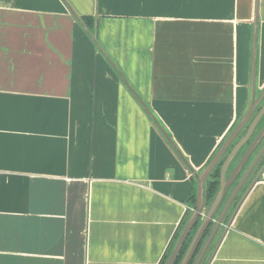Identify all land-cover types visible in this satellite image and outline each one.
Here are the masks:
<instances>
[{"label": "crops", "instance_id": "0c3cea01", "mask_svg": "<svg viewBox=\"0 0 264 264\" xmlns=\"http://www.w3.org/2000/svg\"><path fill=\"white\" fill-rule=\"evenodd\" d=\"M263 91L264 0H0V264H163ZM255 168L206 264H264Z\"/></svg>", "mask_w": 264, "mask_h": 264}, {"label": "water", "instance_id": "95a60500", "mask_svg": "<svg viewBox=\"0 0 264 264\" xmlns=\"http://www.w3.org/2000/svg\"><path fill=\"white\" fill-rule=\"evenodd\" d=\"M254 50H255V37H254ZM254 65H255V59L253 56V61H252L253 73H254ZM263 93H264V91H263ZM255 103H256V100H255ZM251 110H252V104H251L248 112L244 116V118L240 121V123L237 124V126L234 128V130L228 136L226 141L222 144L221 148L217 151V153L214 155V157L208 163V165L203 170V172L201 174L195 173L196 182H197L196 183L195 209H194L191 217L189 218V220L185 224L182 232L180 233V235H179V237H178V239H177V241H176V243H175V245H174V247H173V249H172V251H171V253H170L165 264H174L175 259L177 258V255L180 251L182 244L184 243V241H185L186 237L188 236L189 232L191 231V229L196 224V221H197L199 215L202 213V208H203V186L202 185H203V182H204L205 178L207 177V175L209 174V172L211 171V169L213 168V166L217 163V161L220 159V157L224 154L226 148L229 146L230 142L235 137V135L238 133V131L240 130L242 125L246 122V120L248 119V117L251 113ZM263 112H264V105L262 106V108L258 112V114L255 116V118L252 120L246 134L241 139H239L237 141V143L232 147V149L228 152V154L225 156L224 160L222 161L221 167H220V172H219V189H218L210 207L208 208V210L206 211V213H205L204 217L202 218L200 224L198 225V227H197L192 239L190 240V242L187 246V249L185 250V253L183 254L179 264H189L190 263L191 259L193 258L194 254H195V251H196V249H197V247H198V245H199V243L203 237L205 230L207 229L210 221L212 220L213 216L215 215L218 208L220 207V204H221V202H222V200L226 194L228 187L235 180L237 175L240 173L242 166L244 165V163L246 162V160L248 159L250 154L254 151V149L256 148V146H257L258 142L260 141V139L262 138V136H264V127H263L261 129V131L256 135L254 140L251 142V144L248 147V149L246 150V152L241 156V158L239 159V161L237 162L235 167L232 169V171L229 174H227V170L230 166V163L232 162L233 158L235 157V155L239 151V149L242 147V145H244L248 141L250 135L252 134V132H253V130H254V128H255V126H256V124H257V122H258V120H259V118ZM256 160L257 159L254 160V162L252 163L250 168L246 171V173L244 174V176L242 177V179L240 180V182L238 183V185L234 189L233 193L231 194V196L227 200L223 210L221 211V214L219 216V220L223 216V214H224V212L228 206V203L232 199V197L235 194V192L237 191V189L240 187L241 183L244 181L245 177L247 176L250 169L255 164ZM216 225L213 228L210 237L213 235V233L216 229ZM210 237H209V239H210ZM209 239H208V241H209ZM206 246H207V243L200 253L201 256H202ZM201 256H199L198 260L201 258ZM195 264H197V263H195Z\"/></svg>", "mask_w": 264, "mask_h": 264}, {"label": "rangeland", "instance_id": "374dc122", "mask_svg": "<svg viewBox=\"0 0 264 264\" xmlns=\"http://www.w3.org/2000/svg\"><path fill=\"white\" fill-rule=\"evenodd\" d=\"M255 94V93H254ZM248 110V107L242 109V112L240 113V115L237 117L236 119V122L234 123L232 129L230 130V132L228 133V135L224 138V140L220 143L219 147L216 149V152L212 155V157L209 159V161L206 163V165L202 168V170L199 171L198 174H201L203 172V170L206 168V166L208 165V163L211 161V159L214 157V155L217 153V151L221 148L222 144L226 141V139L228 138V136L231 134V132L234 130V128L237 126L238 123H240V121L243 119L242 117L244 116V114L247 112ZM262 125V122L259 123L258 127ZM257 127V128H258ZM260 128V127H259ZM243 131V129L240 131V133ZM240 133H238V136L240 135ZM233 141L230 142L229 144V147L230 145H234V143L236 144L237 141L239 139L237 138H233L232 139ZM264 144V139L261 143V145L254 151V153L252 155H250V157L248 158V160L246 161L245 165L243 166V169L241 171V173L238 174L237 178L235 179V181L228 187L227 191H226V194L220 204V207L218 208L217 212L215 213V215L213 216L212 218V222H211V225L209 226L206 234L210 231V228L212 226V224L216 222V220L218 219L219 215L221 214V211L223 210L227 200L229 199V197L231 196V194L233 193L234 189L236 188V183H238V181L241 179V176L243 174H245V170L246 168L249 166V164L253 161V159H255V156L257 155V153L259 152V149L261 148V146ZM247 143L245 145H243V147L241 148L240 152L238 153V155L232 160V162L230 163L231 165L229 166L228 170H227V174H229L232 169L235 167L237 161L240 159V154L245 150L248 149L249 145L246 146ZM228 148V147H227ZM245 152V151H244ZM243 152V153H244ZM225 154V153H224ZM224 154L220 157V159L217 161L216 163V167L218 168V170L220 169V164L223 160V157H224ZM264 163V155L262 156L261 160L259 161L258 165L256 164V166L259 168L262 164ZM215 167V168H216ZM257 168L254 167V169L252 170V173L251 175H248V178L247 180L244 182V184L241 186V188H239L237 190V192L233 195L232 199L230 200V202L228 203V206L224 212V215L221 219V223L222 224H219L216 232L210 237L209 239V236L205 234V236L202 238V241L197 249V251L195 252L193 258H192V261L190 264H194L195 261L199 258L200 253L202 251V249L204 248V246L206 245L207 243V246L204 250V253L203 255L201 256L200 258V261L198 262V264H206V261L208 260L209 258V254L211 253L212 249L214 248V245L216 244L217 240H218V236L220 234V232L223 230V228L225 227V225L227 224V222L229 221L230 219V216L233 214L236 206L238 205V203L240 202V200L243 198V196L246 194L249 186L251 185L252 181L254 180V177L256 176L257 174V170H255ZM243 177V176H242ZM208 180H209V176L205 178L204 182H203V208H202V213L199 215L197 221H196V224L194 225V227L192 228V230L190 231L189 234H191L190 236L193 237L198 225L200 224L203 216H204V213L208 210V208L210 207V204L213 200V198L208 202H206V200L204 199V190L206 188V185L208 183ZM217 180H219V177H217ZM196 179H193L192 181V185H191V190L192 192L195 194L196 193ZM218 189V188H217ZM195 209V204H191V202H187V214L185 216V218L183 219L181 225H180V228L178 230V233L174 239V242L172 244V247H174L173 245H175L180 233L182 232L185 224L187 223V221L189 220V218L191 217L193 211ZM209 239V241H208ZM208 241V242H207ZM172 248L170 249L168 255L166 256V258L164 259V262L163 264H165V262L167 261V258L171 252Z\"/></svg>", "mask_w": 264, "mask_h": 264}, {"label": "flooded vegetation", "instance_id": "af4514ba", "mask_svg": "<svg viewBox=\"0 0 264 264\" xmlns=\"http://www.w3.org/2000/svg\"><path fill=\"white\" fill-rule=\"evenodd\" d=\"M251 104H252V110H251V113H250V115H249V117H248V119L246 120V122L242 125V127L240 128V130L238 131V133H240V131L243 129V131L240 133V135L238 136V133L235 135V137H234V139L235 138H237V139H241L245 134H246V132L248 131V129H249V126H250V124H251V122H252V120L255 118V116L258 114V112L261 110V108H262V106L264 105V101L263 102H261V103H259V104H256L255 103V100H253V102H249V105H248V110H249V108H250V106H251ZM248 110H247V112H248ZM246 112V113H247ZM246 113L244 114V116L246 115ZM244 116L242 117V118H244ZM262 122V125L261 126H259L258 127V125H259V123H261ZM258 127V128H257ZM264 127V112L262 113V115L260 116V118H259V120H258V122H257V124H256V126H255V128H254V130H253V132H252V134L250 135V137H249V139H248V141L246 142L247 143V145L246 146H248V144H251V142L254 140V138L256 137V135L261 131V129ZM263 139H264V136H262V138L260 139V141L258 142V144H257V146H256V148L254 149V151L261 145V143H262V141H263ZM233 141V140H232ZM245 143V144H246ZM244 144V145H245ZM234 145H235V143H234ZM234 145H230V147L228 146V148H226V150H225V154H224V157H223V160H224V158H225V156L228 154V152L232 149V147L234 146ZM250 146V145H249ZM242 147H243V145H242ZM241 147V148H242ZM241 148L239 149V151L236 153V155H235V157L238 155V153L240 152V150H241ZM247 148V147H246ZM246 148H245V152H246ZM243 151V152H244ZM254 151L250 154V155H252L253 153H254ZM241 153L240 154V156H242L244 153ZM264 155V144L261 146V148L259 149V152L257 153V155L255 156V159H257L256 160V162H255V164L253 165V167L250 169V171H249V173L247 174V176L245 177V179H244V181L241 183V185H240V187L239 188H241V186L244 184V182L247 180V178H248V175H251V173H252V170L254 169V167L256 166V164L258 165V163H259V161L261 160V158H262V156ZM234 157V158H235ZM250 157V156H249ZM248 157V158H249ZM233 158V159H234ZM241 158V157H240ZM255 159H253V161L249 164V166L246 168V170H245V172L244 173H246V171L250 168V166L252 165V163L254 162V160ZM222 160V161H223ZM248 160V159H247ZM246 160V161H247ZM239 161V160H238ZM237 161V162H238ZM222 163V162H221ZM246 163V162H245ZM245 163H244V165H245ZM237 164V163H236ZM231 165V164H230ZM243 165V166H244ZM243 166H242V169H243ZM215 167H216V164L213 166V168L211 169V171L209 172V174L207 175V177L209 176V180L210 181H215L216 180V177H212L211 176V174H212V171H213V169H215ZM220 167H221V165H220ZM242 169H241V171H242ZM241 171H240V173H241ZM219 172H220V169H219ZM251 172V173H250ZM238 176V175H237ZM242 176H244V174L242 175ZM242 176H241V179H242ZM237 178V177H236ZM235 178V179H236ZM240 179V180H241ZM208 180V181H209ZM240 180L238 181V183L240 182ZM235 181V180H234ZM233 181V182H234ZM232 182V183H233ZM231 183V184H232ZM238 183H236V186L238 185ZM230 184V185H231ZM235 186V187H236ZM238 188V189H239ZM237 189V190H238ZM204 192H205V190H204ZM237 192V191H236ZM235 192V193H236ZM205 194V193H204ZM214 199V198H213ZM213 201V200H212ZM212 203V202H211ZM211 205V204H210ZM206 213V212H205ZM205 213H204V215H205ZM220 216V215H219ZM204 217V216H203ZM223 217V216H222ZM222 219V218H221ZM221 219L219 220V217H218V219L216 220V222H215V224L213 223L212 224V226H211V228H210V231L206 234V232H207V230H208V228H209V226L211 225V222H212V220L210 221V223H209V225H208V227H207V229L205 230V232H204V234H203V237L205 236V234L206 235H211V232H212V230H213V228L215 227V225H216V229L218 228V226H219V224H222L221 223ZM202 237V238H203ZM210 237V236H209ZM201 241H202V239H201ZM201 241H200V243H201ZM200 243H199V245H200ZM199 245H198V247H199ZM198 247H197V249H198ZM197 249H196V251H197ZM195 251V252H196ZM203 255V254H202ZM192 261V260H191ZM191 263V262H190Z\"/></svg>", "mask_w": 264, "mask_h": 264}, {"label": "trees", "instance_id": "16d2710c", "mask_svg": "<svg viewBox=\"0 0 264 264\" xmlns=\"http://www.w3.org/2000/svg\"><path fill=\"white\" fill-rule=\"evenodd\" d=\"M211 176L212 177H216V180L215 181H210L209 180L207 185H206L205 192H204L205 193L204 194V199L206 200V202L207 201L209 202L212 198H214L216 193H217V191H218V189H219V180H217V177H219V170H218L217 167L215 169H213ZM189 201L191 202V204L192 203L196 204V193L194 194L191 189H190V192H189L188 198H187V202H189ZM190 235L191 234H188V236L186 237L184 243L182 244V246L180 248V251H179V253L177 255V258L175 259L174 264H179L183 254L185 253V250L187 249V246H188L190 240L192 239V236H190Z\"/></svg>", "mask_w": 264, "mask_h": 264}]
</instances>
